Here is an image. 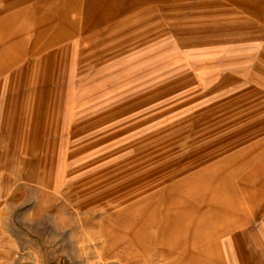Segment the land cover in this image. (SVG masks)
Instances as JSON below:
<instances>
[{
    "label": "rangeland",
    "instance_id": "1",
    "mask_svg": "<svg viewBox=\"0 0 264 264\" xmlns=\"http://www.w3.org/2000/svg\"><path fill=\"white\" fill-rule=\"evenodd\" d=\"M1 25L9 264H161L208 236L216 204L209 237L257 202L241 178L257 171L264 0H0Z\"/></svg>",
    "mask_w": 264,
    "mask_h": 264
},
{
    "label": "crops",
    "instance_id": "2",
    "mask_svg": "<svg viewBox=\"0 0 264 264\" xmlns=\"http://www.w3.org/2000/svg\"><path fill=\"white\" fill-rule=\"evenodd\" d=\"M3 25L0 26V38L4 32ZM256 82L264 89V67L259 68ZM263 75V77L260 75ZM264 96V92H258V96ZM259 98V97H258ZM250 115L247 113V116ZM246 131L256 148V173L242 176V184L251 179L252 187L246 189L247 195L257 197L256 203L236 204L234 213L225 222V233L223 236H212L208 231L211 223L215 222V228L225 220L224 209L229 205L223 202L215 207L220 212L211 211L210 215L201 220V226L207 229L208 239L205 242L199 235V230L192 237V241L182 239L176 250L161 253V264H264V105L257 107L255 113L246 121ZM255 158V157H254ZM255 181V182H254ZM214 217H213V216ZM204 220V223L202 221ZM179 221V220H177ZM183 221V234L185 228L192 226V220ZM170 225H166L168 227ZM181 227V224L176 225ZM212 226V225H210ZM220 226V225H219ZM171 227V226H170ZM220 230V229H218ZM218 230H215L217 235ZM210 233V235H209ZM186 234V233H185ZM192 235V234H191ZM152 237L146 238L149 241ZM184 244H187L184 246ZM10 253L4 252L0 255V264H9Z\"/></svg>",
    "mask_w": 264,
    "mask_h": 264
}]
</instances>
